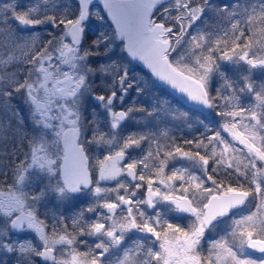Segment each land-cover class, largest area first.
I'll return each instance as SVG.
<instances>
[{
    "label": "snow or ice",
    "instance_id": "6c2138e0",
    "mask_svg": "<svg viewBox=\"0 0 264 264\" xmlns=\"http://www.w3.org/2000/svg\"><path fill=\"white\" fill-rule=\"evenodd\" d=\"M0 8L7 10L0 13V139L16 147L0 161L6 264H264V79L255 78L264 73V3L71 0L38 14L18 0H0ZM205 10L217 19L213 30L186 36ZM45 25L53 30H36ZM98 27L105 29L99 34L106 54L138 57L157 79L211 110L216 127L183 139L169 130L110 139L83 131L82 96L107 103L117 133L131 112L145 111L112 109L117 92L132 87L126 67L104 95L87 87L89 75L109 67L89 60L99 55L93 50L99 43L89 42ZM185 42L187 63L181 53L172 58ZM225 63L245 69L238 81L220 71ZM216 74L213 92L209 81ZM141 148L140 156L130 155ZM177 160L196 170L175 166ZM33 168L54 178L61 196L87 191L94 202L67 217L41 211L43 190L29 194L22 186ZM23 233L35 244L20 239Z\"/></svg>",
    "mask_w": 264,
    "mask_h": 264
},
{
    "label": "rangeland",
    "instance_id": "374dc122",
    "mask_svg": "<svg viewBox=\"0 0 264 264\" xmlns=\"http://www.w3.org/2000/svg\"><path fill=\"white\" fill-rule=\"evenodd\" d=\"M4 1L8 3L12 2V0H2L3 3ZM18 2L25 7L38 9V14H44L46 10H50L49 7L46 8L43 4L36 5L33 0H18ZM25 2L27 3V5L25 4ZM70 2L71 0H65V5L70 6L68 5L70 4ZM172 2H174V0L169 3L171 4ZM209 3L217 7L223 6L225 4L231 7L236 3H239L241 6H246L248 4L254 3L258 5L259 3H264V0H209ZM4 11L7 10L0 8V13H4ZM216 23V17L205 10V12L199 17L197 21H194L190 25H188L186 36L196 35L200 32L212 31L213 26ZM45 26L46 27L43 26L44 29L50 31L51 27L47 25ZM99 28L102 27H98L97 29ZM104 30V28L102 30H98V36L96 38H93L100 45V47L98 48L96 46H93V50L99 52V55L92 56L89 58V60L90 63H92L93 67L98 68L100 64L109 65V67L107 69V73L97 71L94 75H89L87 87L89 88V90L95 89V94L96 91L105 92L106 88H110L112 86L113 77L116 75V73L121 68L126 67L128 70V79L131 82L132 87L128 88V85L125 84L124 87L127 88L126 93L120 91L117 92L118 98L115 100L116 103L114 106H112V109L114 112H116V108L120 106V103L124 100L123 102L126 109L129 106H133L137 109L143 108L145 109V111L131 112L129 114V117L126 118L127 120L125 121V124L120 123L117 133L110 127L112 116L109 115L108 107L105 105V103L99 105L96 110L91 111V107L93 106L91 102L92 96H82L80 98L77 111L79 114V127L83 131L87 132L89 136L93 132H95L97 135L103 136L105 139H110L114 134L118 135L119 137H123L129 134H143L148 132L169 130L172 135L183 139L191 138V136L193 137L194 135H198L199 133L203 132L205 125L210 129L216 127L217 118L211 110L205 116H202L195 111L193 112V110L183 107L179 102L175 101L174 98L169 96L168 93L166 94L165 91L159 88L148 75L138 70L125 54H106L103 46L104 37L99 34ZM185 44L186 42L178 46L177 52L172 53L173 59H175L181 52L185 50ZM116 51L117 53H119V49H117ZM181 55L185 56L184 62L187 63L189 58L186 51L184 53H181ZM220 71L224 72L232 80L238 81L240 75L245 71V69L241 66L236 65L235 63H225L221 65ZM255 78L257 80L264 79V73H257ZM72 82L73 84L75 83L74 80ZM219 83L220 80L218 74L213 75V77L209 81L210 90L214 92L215 89L219 87ZM116 88L119 90L120 85L116 84ZM137 89H140V91L138 92ZM120 96H123V100L119 98ZM14 103L17 105V109L24 120L25 126L31 128L32 123L29 119L28 110L23 100L17 98L14 100ZM148 113H150V115ZM0 118H4L3 114H0ZM12 122L15 123V120L13 119ZM12 141L14 140L5 141L0 139V161H7L9 158H11L10 155H4L3 151L11 154L12 149L10 143ZM131 151H133L131 154L133 156L138 157L142 154V148L131 149ZM174 163L175 166L178 167H190L192 168V170H196L194 166L190 165L186 161L177 160ZM27 180H29L28 177H26L22 182L23 191L25 192V187L28 183ZM92 197V194H84L80 199L87 200V205L91 201ZM59 201H62L66 208L69 205L75 203V200L68 198L67 196L66 198L56 199L57 204H59ZM47 206V200L42 198V201L38 205L41 211H43L41 207H44L45 211L49 212L50 216H56V214H54V211L46 210ZM74 213L76 212L71 209L69 211L67 210L66 213H60L58 215L67 217L71 216ZM179 222L182 223L183 220L180 219ZM221 230L222 226H218L217 232ZM57 254L60 255L61 253L58 252ZM0 264H6L5 257H0Z\"/></svg>",
    "mask_w": 264,
    "mask_h": 264
},
{
    "label": "flooded vegetation",
    "instance_id": "af4514ba",
    "mask_svg": "<svg viewBox=\"0 0 264 264\" xmlns=\"http://www.w3.org/2000/svg\"><path fill=\"white\" fill-rule=\"evenodd\" d=\"M105 93H101V95H104ZM102 104V103H101ZM118 111V110H117ZM116 111V112H117ZM11 153L16 151L15 147V141H12L11 143ZM93 151L95 152V146H93ZM1 159V158H0ZM28 179L27 180V186L25 187L26 193L32 194V193H38L41 190L44 192V199L47 200L48 206L46 207V210H51L54 211V214L56 216L60 213H66L68 210H74L75 212H79L81 208L89 206L92 202H94V197L91 198V201L89 204L86 205L87 200L85 199H80L82 195L84 194H91L90 192L87 191H81L77 196H72L69 193H64L62 196L56 192L52 185L56 183L54 178L48 177L46 173H41L38 169L33 168L29 174L27 175ZM71 198L75 200V203L72 205H69L67 208L65 207L64 203L62 201H59V204H57L56 199L59 198ZM43 211H45L44 207H41ZM71 212V211H70ZM172 219L176 222H179L180 219L182 218H177V217H172ZM20 239H31L33 243L35 244V240L32 234L30 233H23L20 234ZM42 264V263H41Z\"/></svg>",
    "mask_w": 264,
    "mask_h": 264
},
{
    "label": "water",
    "instance_id": "95a60500",
    "mask_svg": "<svg viewBox=\"0 0 264 264\" xmlns=\"http://www.w3.org/2000/svg\"><path fill=\"white\" fill-rule=\"evenodd\" d=\"M171 1V0H169ZM134 63H136L141 69H143L145 72H147L148 74H150L153 79L157 82V84L159 86H161L163 89H165L168 93H170L172 96H174L179 102H181L184 106L189 107V108H193L195 110H197L199 113L201 114H205L209 111V109L205 108L203 105H199L196 103H193L191 101H189L187 99V97L182 94L177 92L176 90L172 89L171 87H169L167 84L163 83L161 80L157 79L154 75H152V73L150 72V70L145 66V64L137 57V58H133L130 55H128ZM154 63H156L158 70L167 74V70L166 67L162 64L161 61H159L158 59L156 61H154ZM69 86H70V82H69ZM71 194H77V193H71Z\"/></svg>",
    "mask_w": 264,
    "mask_h": 264
},
{
    "label": "trees",
    "instance_id": "16d2710c",
    "mask_svg": "<svg viewBox=\"0 0 264 264\" xmlns=\"http://www.w3.org/2000/svg\"><path fill=\"white\" fill-rule=\"evenodd\" d=\"M35 1H38V3H39V2H41L42 0H35ZM59 4H60V5H59L58 7H61V6H65V7H67V6L65 5V2H59ZM49 5H51V4H49ZM68 5H70V4H68ZM51 7H53V5H51ZM102 29H103V27L97 29L96 32H95L94 34H90L89 42H90L91 39L96 38V37L98 36L97 31H98V30H102ZM37 30H39V29H37ZM99 32H100V31H99ZM191 138H192V136H191Z\"/></svg>",
    "mask_w": 264,
    "mask_h": 264
}]
</instances>
